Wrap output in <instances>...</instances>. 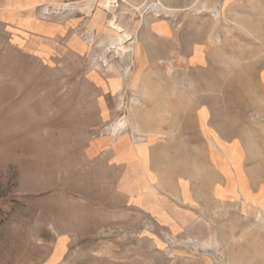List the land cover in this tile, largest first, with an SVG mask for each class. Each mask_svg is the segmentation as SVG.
<instances>
[{
    "label": "rangeland",
    "instance_id": "rangeland-1",
    "mask_svg": "<svg viewBox=\"0 0 264 264\" xmlns=\"http://www.w3.org/2000/svg\"><path fill=\"white\" fill-rule=\"evenodd\" d=\"M85 1L0 0V264H228L221 242L239 225L235 214L181 194L211 192L214 174L197 167L209 150L194 133L200 104L203 127L207 119L247 143L249 176L264 163V0H116L100 21L99 5L87 11ZM117 27L140 38L127 53L107 33ZM126 109L133 126L171 137L173 162L158 183L173 177L168 202L138 150L134 172L145 180L136 187L88 153L107 132L114 141L109 126ZM123 133L136 147L132 125ZM216 138L233 161L210 143L211 158L228 178L240 176L235 149ZM152 139L144 137L148 147ZM156 143L151 158L165 153ZM227 185L215 193L239 185L251 195L240 178Z\"/></svg>",
    "mask_w": 264,
    "mask_h": 264
},
{
    "label": "crops",
    "instance_id": "crops-1",
    "mask_svg": "<svg viewBox=\"0 0 264 264\" xmlns=\"http://www.w3.org/2000/svg\"><path fill=\"white\" fill-rule=\"evenodd\" d=\"M104 13L100 14L98 20L100 21L103 19ZM33 26H38L40 28L42 25L34 24ZM45 28V24L43 25ZM49 30H54L53 27L46 28ZM204 104H200L199 108L196 112V120H197V129L194 130V133L198 134L199 137L208 141L209 143V150L208 155L205 161H202L204 158L199 157L197 160V167L198 169H208L212 171L214 176L212 178H205V182L208 184L210 189V194H203L198 195L197 198L191 193L190 189V199L184 200L183 195L181 194V198L185 202H202V201H212L221 206L227 207L229 213L235 214V218L238 219L239 225H236L235 229H230V236L228 241L229 242H221L222 248L225 251H228V264H264V163L261 165L260 170H257L254 176H249V173L246 169V156L244 150L247 148V143L244 142L238 136H229V131L223 129V126H218L214 122H209V120H205L204 123L206 127H203L201 119H200V110L202 109ZM188 116V115H187ZM189 117V116H188ZM186 127L189 126V118L185 119ZM143 129L141 132L133 129V137L135 134H141L144 137L147 134L153 136V139L149 142L148 145L144 142V137L142 140H135L136 147L133 141L129 139V137H123L119 139L115 144L111 143V135L110 133L103 134L101 139L98 140L94 145L89 147L88 153L92 155V157H96L100 155L101 162L103 167H112L118 168L122 170L118 176L120 179L126 182L128 180H134V187L136 185H141L142 182L145 180L144 176H141L139 172H134L136 168V164L140 163L138 155L140 156L144 166L143 169L146 167L147 162L152 160V167L148 170L155 171L156 180L154 181V185L157 187L159 186L158 183H161V176L159 175V171L166 167V165L173 162L172 155H170V150H168L169 146V135H162L160 134L161 131L153 128V129ZM189 129L187 128V132H182L181 141L182 146H189V141L187 140L189 136ZM137 132V133H136ZM168 133V131H166ZM220 138L223 143L227 146L229 150L235 149L236 156H237V164L238 168L240 169V176L234 177H227L222 170L217 166L218 163H221L220 160L214 161L211 158L210 151L211 145L214 149L221 155L225 156V160L228 164L232 163L233 159L228 154L227 150L225 149L224 145L216 138ZM211 138V139H210ZM159 139V140H158ZM164 139V141L162 140ZM210 139V141H209ZM157 141V145L155 147H166L165 153H155L151 158V146L152 144ZM264 146V143L262 144ZM138 150V151H137ZM137 151V152H136ZM185 162V164L189 163V155L181 156ZM149 160V161H148ZM138 168V167H137ZM129 170V171H126ZM145 170V169H144ZM150 172V171H149ZM151 174V173H150ZM153 175V174H152ZM239 178L246 189H249L251 195L261 196L262 201H254L252 196L248 194L246 191L243 190L242 186H237L232 190V193H227L225 196H218L215 193L216 186L219 185L222 188H227V184L230 181L233 185H237ZM173 177L171 178V180ZM149 182L147 183V189H149L152 193L156 192V188L152 185V178L148 179ZM171 180L168 182L167 180L162 181V186L165 187L166 191L165 194L162 196L165 197V200L168 202L169 197V190L168 185H170ZM128 184V183H127ZM159 186V187H162ZM133 200L136 199L137 193L135 190L133 191ZM173 194V193H171ZM172 196V195H171ZM173 200V199H171ZM253 219H256V222L260 223L261 225H253ZM246 223V224H245ZM245 224V225H244ZM253 251H256L253 253Z\"/></svg>",
    "mask_w": 264,
    "mask_h": 264
},
{
    "label": "bare ground",
    "instance_id": "bare-ground-1",
    "mask_svg": "<svg viewBox=\"0 0 264 264\" xmlns=\"http://www.w3.org/2000/svg\"><path fill=\"white\" fill-rule=\"evenodd\" d=\"M116 2V0H87L84 3H81L82 7L84 6V9L87 11H94L93 5L94 4H98L99 6L102 5V7L97 6V12L95 14V16L98 18L100 14H102L104 12L105 9H110L112 7V4ZM75 3H69V4H65V7L68 8H73ZM78 7L81 8V6L78 4V2L76 3ZM114 7V6H113ZM162 7V5L160 6ZM48 9H45L44 14H47ZM218 15L222 16V13L220 11H218ZM90 14V13H89ZM217 15V16H218ZM95 21V20H94ZM141 24V23H140ZM111 25V24H110ZM112 26V25H111ZM107 33L109 35H113L116 34L117 37V48L121 49L123 51V53H127L128 51H130V49H132L134 46L138 45L140 42V38L138 36L131 38L130 36L126 35V34H120V32L118 31V27L115 29H109L107 31ZM131 34V35H132ZM110 39L109 37H104L102 40V43L105 44H109ZM129 44V45H128ZM133 51V50H132ZM135 62V60H134ZM134 65V64H133ZM130 74V72L128 73V75ZM128 77V76H127ZM141 77H142V73L141 72H136L135 75L133 76V80H132V86L133 87H137L139 86V84L141 83ZM152 91V90H151ZM149 94H151L149 92ZM138 98V97H137ZM136 99V98H135ZM137 100V99H136ZM135 100V101H136ZM139 101V100H138ZM137 102V101H136ZM140 102V101H139ZM141 103V102H140ZM138 104V103H137ZM127 110V109H126ZM120 117V116H119ZM133 127L134 130H137L139 132H141L143 129L139 128L138 126L135 127V125L133 126V124H131V120H130V113L125 112L123 115H121V117L116 120L115 122H113L110 126H109V130L113 133V135L115 136L114 141L112 143H114L116 141V139H120L122 136L121 134H124L123 132L129 127L131 126ZM137 133V132H136ZM124 136V135H123ZM135 139L137 140H142L143 139V135L141 134H135ZM264 219V217H263ZM264 222V221H262ZM208 243V242H207ZM205 244V243H203ZM201 244V245H203ZM209 246H211L213 249H215L216 251L219 250V243L217 241H213L211 243L208 244ZM204 246V245H203ZM221 249V248H220ZM216 253V252H215ZM220 253V252H219ZM221 254V253H220ZM219 256H224V255H219ZM223 259V257L221 258ZM221 261V260H220ZM219 261V262H220ZM221 263V262H220ZM222 264H226L225 262H222Z\"/></svg>",
    "mask_w": 264,
    "mask_h": 264
},
{
    "label": "built area",
    "instance_id": "built-area-1",
    "mask_svg": "<svg viewBox=\"0 0 264 264\" xmlns=\"http://www.w3.org/2000/svg\"><path fill=\"white\" fill-rule=\"evenodd\" d=\"M47 14H49V13H47Z\"/></svg>",
    "mask_w": 264,
    "mask_h": 264
}]
</instances>
